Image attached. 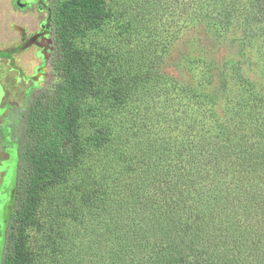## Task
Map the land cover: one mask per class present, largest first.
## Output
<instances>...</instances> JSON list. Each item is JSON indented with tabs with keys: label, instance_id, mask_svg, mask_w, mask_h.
<instances>
[{
	"label": "trees",
	"instance_id": "1",
	"mask_svg": "<svg viewBox=\"0 0 264 264\" xmlns=\"http://www.w3.org/2000/svg\"><path fill=\"white\" fill-rule=\"evenodd\" d=\"M49 5L2 264H264V0Z\"/></svg>",
	"mask_w": 264,
	"mask_h": 264
},
{
	"label": "rangeland",
	"instance_id": "2",
	"mask_svg": "<svg viewBox=\"0 0 264 264\" xmlns=\"http://www.w3.org/2000/svg\"><path fill=\"white\" fill-rule=\"evenodd\" d=\"M49 2L50 0H0V48H10V46H17L22 42L24 44L23 38L30 41L37 34L36 38L40 37V40H38V43H40L42 33L47 32V34H50ZM42 53L50 56L51 50H38L39 61L36 65H39L36 67L34 75L28 77L22 68L20 75L10 70L7 72L11 76L7 78L6 84L11 85V89L13 87L15 90L14 92H6V95L8 94L7 96L12 101L11 103L3 102L4 91H6L3 82L5 76L2 73L0 74L1 127H3V123L7 122L6 119L12 107H24L32 94L52 79L49 57L43 58ZM23 56L27 55L23 54ZM28 56L31 57L32 55L28 54ZM21 63L22 59L17 58L13 65L21 66ZM1 66L3 68H0V71H7V65ZM21 75H26L29 80L28 83L24 82ZM5 133L7 139L0 138V264L3 261L6 232L14 204L18 167V144L11 141L9 128H6ZM0 136H2L1 132Z\"/></svg>",
	"mask_w": 264,
	"mask_h": 264
},
{
	"label": "flooded vegetation",
	"instance_id": "3",
	"mask_svg": "<svg viewBox=\"0 0 264 264\" xmlns=\"http://www.w3.org/2000/svg\"><path fill=\"white\" fill-rule=\"evenodd\" d=\"M49 10H50V6H49ZM36 36L33 38V40L30 39V41H26L23 38L24 44L22 42V44L17 45V46L20 47V50L18 52L14 53V55L12 56V58H0V59H7V60H9L8 66H10V67L12 66L13 62L16 61V58L22 59L21 66L19 65L16 68L15 67L12 68V70L14 72H17V75H20L21 74V68L23 69L24 72L27 73L26 75L28 77L34 75L35 69L39 65V64L36 65V63L39 61L38 60V57L39 56L37 54L39 49H46L47 51H50L51 50L50 56H48L46 53H42V55H41V56H43V58H48L49 57V60L51 58L52 51H53V39H52V29H51V26H50V34H47V32H44V33L41 34V42L40 43H38V40H40V37L37 39ZM25 43H26V46H25ZM14 47H16V46H14ZM10 48H13V47H10ZM6 49H9V48H6ZM0 50H2V49H0ZM23 52H26V53H23ZM23 54H26L27 56L24 57ZM28 54L29 55H32V56L29 57ZM29 67H30V69H29ZM7 72H9V70H7V71L1 70L0 71V74L2 73L5 76V80H3L4 87H5V90H6V91H4V94H5L4 95V100L6 102L11 103L12 101L10 100V97L7 96L8 94L6 95V92L7 91L8 92H11V91L14 92L15 90L13 89V87L11 89V85H7L6 84L7 78L9 76H11ZM26 75H21V77H22V79L24 80L25 83H28L29 80L27 79ZM6 121H7L6 123H3L2 124L3 127H1V122H0V127H1L0 128V132H1V135H2V136H0V138L3 137V138H5V140L7 139L5 130H6V128H9L10 129L9 137H10V139L12 141V137H11V130L12 129H11V126L9 124L8 119H6Z\"/></svg>",
	"mask_w": 264,
	"mask_h": 264
},
{
	"label": "crops",
	"instance_id": "4",
	"mask_svg": "<svg viewBox=\"0 0 264 264\" xmlns=\"http://www.w3.org/2000/svg\"><path fill=\"white\" fill-rule=\"evenodd\" d=\"M10 47H14V46H10ZM0 49H4V48H0ZM16 60H17V58H16ZM8 63H9V60H7V59H0V68L1 69L3 68L1 65H7L6 66L7 67V70L13 71L12 68L17 67V65L15 66L13 64H12L13 67L12 66L10 67V66H8ZM14 63H15V61H14ZM3 102L4 103H7L4 99H3ZM0 122H2V120Z\"/></svg>",
	"mask_w": 264,
	"mask_h": 264
}]
</instances>
